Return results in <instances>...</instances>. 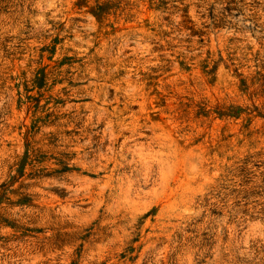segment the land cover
<instances>
[{
  "label": "rangeland",
  "instance_id": "obj_1",
  "mask_svg": "<svg viewBox=\"0 0 264 264\" xmlns=\"http://www.w3.org/2000/svg\"><path fill=\"white\" fill-rule=\"evenodd\" d=\"M0 264H264V0H0Z\"/></svg>",
  "mask_w": 264,
  "mask_h": 264
}]
</instances>
